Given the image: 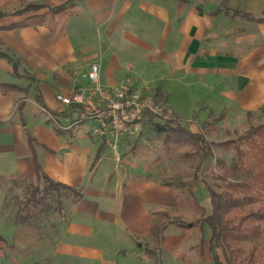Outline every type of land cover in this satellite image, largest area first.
I'll use <instances>...</instances> for the list:
<instances>
[{
    "label": "crops",
    "instance_id": "obj_1",
    "mask_svg": "<svg viewBox=\"0 0 264 264\" xmlns=\"http://www.w3.org/2000/svg\"><path fill=\"white\" fill-rule=\"evenodd\" d=\"M69 1L0 0V27L20 22L2 21L23 2L58 7ZM115 2H77L56 33L46 25L0 30V52L12 59H0V84L23 90L0 93V181L36 179L33 150L50 179L83 195L69 206L57 243L42 242L30 253L14 246L15 230L0 216V261L11 247V255L17 258L20 249L24 256L6 264H131L136 242L150 237L157 214L177 208L176 189L141 181L139 166L104 152L103 141L56 128V121L66 125L71 108L77 109L61 105L56 95L88 86L91 63L100 65L105 86L122 83L134 66L133 76L185 116L200 107L217 115L264 106V0H229L227 10L218 2L197 7L180 1L132 11L124 3L116 9ZM85 4L107 28L91 38L84 35L96 25L89 31L77 25L71 39L69 24ZM28 139L35 141L32 147Z\"/></svg>",
    "mask_w": 264,
    "mask_h": 264
},
{
    "label": "rangeland",
    "instance_id": "obj_2",
    "mask_svg": "<svg viewBox=\"0 0 264 264\" xmlns=\"http://www.w3.org/2000/svg\"><path fill=\"white\" fill-rule=\"evenodd\" d=\"M180 1H185L197 7H203L207 2H218L222 10L230 9L229 0H175L174 2L170 0H120V3H117L119 2L117 0L115 8L120 9L121 4L124 3L129 10L141 11L142 8H149L155 2L171 7L172 4L176 5ZM29 5L31 4L26 2L19 4L13 10V13L22 12ZM37 5L46 7L36 12L28 11L21 15L6 18L2 22L22 21L29 16L46 14L49 9L55 8L45 4ZM77 10L76 18L69 24V37L71 39L75 37L72 27L80 25L89 31L93 28V25H96L94 33L89 31L84 36L100 38L104 29L107 28V23L98 21L102 17L95 16V13L91 11L87 4L79 7V9L77 8ZM66 32L65 28L64 35ZM79 46L77 44L74 47ZM15 59L18 61L16 56ZM93 65L99 67L101 79V67L98 63H91L86 75L89 74ZM133 70L134 66L128 68V74L122 83H129L136 89L148 92L158 103L173 111V118L169 121L157 118L146 119L140 123L132 137L121 141L116 148L114 145L110 146L104 143V152H113L112 154L118 160H132V163L140 168L141 181H151L174 188L178 191V195L184 198H190V195L193 194L200 206L205 208L206 211L203 215L193 205L166 210L169 212L171 220L184 222L192 226L191 229L179 230L174 226H169L163 233L162 240L155 239L150 235L147 239L136 242L138 248H135L134 251L138 252V256L131 264H183L178 259L179 256L183 255L191 260L193 264H213L208 245L210 231L207 226L200 227L202 220L212 213L206 185L218 193L222 191L221 182L217 179L219 172L216 161L222 160L229 167L235 162V153L232 150H226L222 144L229 141L239 142L250 129L264 126V106L252 112H225L217 115L204 113V108L200 107L199 111L185 116L177 112L158 89H152L133 76L131 74ZM65 73L70 75L68 70H65ZM101 83L103 84L102 80ZM73 93H83L88 102L95 103L91 83L86 87H76L73 92L58 94L56 99L58 96L66 97L71 96ZM22 101L25 102L26 98H23ZM32 109L31 106L28 116H30ZM71 109H73L70 114L71 121L64 126L56 121L54 123L56 128L101 143L102 140L94 134L95 123L87 117L85 109ZM175 119H179L181 126L189 132L204 135L205 139L212 144L211 157L202 161L200 153L190 143L169 147L164 145L163 137L156 133L155 127L161 125L175 128L176 125L173 122ZM196 176H198V180ZM239 179H242V177ZM47 186L44 181L38 182L36 179L0 181V216L4 217L15 230L14 246L27 249L25 252L30 253L34 249L37 250L42 242L55 245L60 227L66 225L68 208L74 203L73 198L68 196L66 192L62 191L61 194H57L54 190L46 189ZM35 188H38L36 199H41L42 203L39 200V204L34 207L29 205V199L33 197ZM58 202L62 203L61 208L58 206ZM258 207L264 209V201L253 206L254 209ZM240 214L242 213L240 212ZM26 217L29 220L22 221ZM257 225H260L264 232V222H257ZM202 241L203 256L200 257L199 245ZM20 249H16V254L19 255L16 258L11 255V253H14V248H7L4 259L0 261V264H6L5 261L17 263L18 258L24 257ZM218 253L224 264H264V233L260 241L243 245V251L238 261H230L228 252L224 248H220ZM251 253L254 254L253 259H251Z\"/></svg>",
    "mask_w": 264,
    "mask_h": 264
},
{
    "label": "trees",
    "instance_id": "obj_3",
    "mask_svg": "<svg viewBox=\"0 0 264 264\" xmlns=\"http://www.w3.org/2000/svg\"><path fill=\"white\" fill-rule=\"evenodd\" d=\"M80 1L82 0H71L61 6L49 9L46 14L29 16L20 22L1 26L0 30L9 31L46 25L52 33L59 32L64 28L66 21L74 14L76 4ZM44 7L46 6L31 4L22 12L15 13L14 16L27 13L28 11L36 12ZM244 16L250 21H262V19L253 16ZM1 18L2 15H0ZM1 58L12 60L0 52ZM14 67L16 69V66ZM22 92L23 90L16 86L0 84V93L3 95ZM173 122L176 125L175 128L161 125H156L155 127L156 133L163 137L165 146H178L190 143L200 153L202 161L212 156V144L205 139L203 134L189 132L181 126L179 119H175ZM28 142L30 147L35 143L33 139H28ZM222 146L226 150H232L235 153V162L229 167L222 160L216 161V167L219 172L217 179L221 182L222 191L218 193L206 185L212 213L205 217L200 224L201 228L207 226L210 231L208 245L213 264H224L219 257L218 250L220 248H224L228 252L230 261H238L243 251V245L260 241L264 233L261 226L257 225V222H264V209L262 207L253 208L254 205L264 201V126L250 129L239 142L229 141L222 144ZM32 162L36 180L38 182L44 181L48 185L46 189L54 190L57 194H61L64 191L73 198L74 203L82 198L81 189L72 188L50 179L44 173L33 150ZM240 177L242 179H239ZM196 178L197 180L199 179L198 176ZM37 192L38 188H35L33 197L29 199V205L34 207L39 204V200L41 201V199H36ZM188 205H193L203 215L205 214L206 210L200 206L193 194L190 195V198L179 196L177 208ZM58 206L61 208L63 205L58 202ZM157 216L158 220L154 222L151 228V236L155 239L162 240L163 233L169 226L183 230H190L192 227L184 222L171 220L169 212L158 213ZM27 220L29 218L26 217L22 221ZM199 246V256L202 257L203 241ZM253 256L254 254L251 253V259H253ZM178 259L183 264H193L184 255L179 256Z\"/></svg>",
    "mask_w": 264,
    "mask_h": 264
},
{
    "label": "built area",
    "instance_id": "obj_4",
    "mask_svg": "<svg viewBox=\"0 0 264 264\" xmlns=\"http://www.w3.org/2000/svg\"><path fill=\"white\" fill-rule=\"evenodd\" d=\"M88 79L93 85L95 103L88 102L83 93L58 96L57 100L65 107L85 109L87 117L95 123L94 134L110 146L116 148L121 141L132 137L146 119L169 121L173 118L170 108L129 83L103 85L97 65L91 67Z\"/></svg>",
    "mask_w": 264,
    "mask_h": 264
}]
</instances>
